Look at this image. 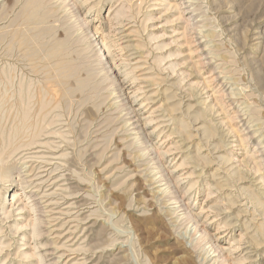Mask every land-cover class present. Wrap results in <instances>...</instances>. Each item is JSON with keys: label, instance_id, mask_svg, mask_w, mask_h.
I'll return each mask as SVG.
<instances>
[{"label": "rangeland", "instance_id": "1", "mask_svg": "<svg viewBox=\"0 0 264 264\" xmlns=\"http://www.w3.org/2000/svg\"><path fill=\"white\" fill-rule=\"evenodd\" d=\"M0 100V264H264V0H0Z\"/></svg>", "mask_w": 264, "mask_h": 264}, {"label": "bare ground", "instance_id": "2", "mask_svg": "<svg viewBox=\"0 0 264 264\" xmlns=\"http://www.w3.org/2000/svg\"><path fill=\"white\" fill-rule=\"evenodd\" d=\"M33 3H35V1H33ZM31 4H32V3H31ZM33 6H34V4H33ZM31 7H32V6H30L29 8H31ZM26 8H27V7H26ZM29 8H28V9H29ZM28 9H26V10H28ZM39 10H41V9H39ZM35 12H36V11H35ZM19 14H20V13H19ZM31 14H32V13H31ZM34 15H35V13H34ZM18 16H19V15H18ZM80 23H81V22H80ZM55 24H57V23H55ZM82 28H83V27H82ZM15 30H16V29H15ZM5 32H7V31H5ZM94 32H95V31H94ZM3 34H4V33H3ZM5 34H6V33H5ZM26 34H27V33H26ZM93 34H94V33H93ZM49 35H50V34H49ZM94 35H95V34H94ZM97 35H98V34H97ZM97 35H95V37H96ZM47 36H48V35H47ZM97 38H99V37H97ZM40 39H41V37H40ZM40 39H39V40H40ZM42 39H43V37H42ZM91 39H92V38H91ZM100 39H101V38H100ZM24 40H25V39H24ZM24 40H23V41H24ZM18 41H19V39H18ZM23 41H21V42H23ZM37 41H38V40H37ZM92 41H93V40H92ZM102 41H103V40H102ZM21 42H19V43H21ZM30 42H31V41L28 40V43H30ZM35 42H36V41H35ZM99 42H101V41H99ZM103 42H104V41H103ZM103 42H102V43H103ZM28 43H27V44H28ZM33 43H34V42H33ZM102 43H101V44H102ZM21 44H22V43H21ZM21 44H20V48L23 47L22 45H24L25 43L22 44V45H21ZM34 44H35V43H34ZM51 44H52V43H51ZM45 45H46V43H45ZM103 45H105V43H103ZM32 46H33V45H32ZM12 47H13V45L11 46V48H12ZM11 48H10L9 50H12ZM18 48H19V47H18ZM13 49H14V48H13ZM50 49H51V48H50ZM48 50H49V49H48ZM102 50L105 51V46H104V48H102ZM25 51H26V50H25ZM27 51H28V50H27ZM28 52H29V51H28ZM32 52H33V51H32ZM32 52H31V55H32ZM34 52H35V51H34ZM37 52H38V51H37ZM41 52H42V51H41ZM38 53H39V52H38ZM38 53H37V54H38ZM45 53H46V52H45ZM198 53H199V52H198ZM23 54H24V53H23ZM37 54H36V56H38ZM69 54H70V53H69ZM24 55H25V54H24ZM31 55H30V56H31ZM107 55H108V54H107ZM107 55H106V53H105V56H107ZM25 56L29 57V55H27V54H26ZM43 56H45V55H43ZM49 56H50V55H49ZM65 56H67V55H65ZM65 56H64V57H65ZM68 56H69V55H68ZM98 56H100V55H98ZM30 58H31V57H30ZM34 58H35V57H34ZM34 58H33V59H34ZM48 58H49V57H47V59H48ZM109 58H110V56H109ZM31 59H32V58H31ZM43 59H44V57H43ZM47 59H45V60H47ZM107 59H108V58H107ZM105 60H106V59H105ZM110 60H111V59H110ZM69 62H70V61H69ZM69 62H68V63H69ZM109 62H111V61H109ZM40 63H41V62H40ZM68 63H67V64H68ZM71 63H72V62H70V64H71ZM106 63H107V60H106ZM56 64H57V63H56ZM56 64H55V65H56ZM67 64H65V67H66ZM107 64H108V63H107ZM55 65H54V66H55ZM58 65L61 66L62 64L60 65V64L58 63ZM110 65H111V64H110ZM54 66H53V67H54ZM44 68H45V67H44ZM49 68H50V66H49ZM55 68H59V67L56 66ZM60 68H61V67H60ZM75 68H76V67H75ZM66 69H67V68H66ZM66 69H65V71H66ZM68 69H72V67H71V68H68ZM114 69H115V68H114ZM41 70L45 71V69H41ZM74 70H75V69H74ZM1 71H2V70H1ZM60 71H61V69H60ZM75 71H76V70H75ZM75 71H74V73H75ZM50 72H51V71H50ZM51 73H52V72H51ZM51 73H50V74H51ZM61 73H62V72H60L59 74H61ZM63 73H64V69H63ZM50 74H49V75H50ZM56 74H57V72H56ZM68 74H69V73H68ZM68 74H67V75H68ZM75 74H76V73H75ZM46 75H48V73H47ZM70 75H71V74H70ZM70 75H69V76H70ZM110 75H111V74H110ZM72 76H73V75H72ZM45 77H46V76H45ZM49 77H51V76H49ZM55 77H56V76H55ZM57 77H58V76H57ZM57 77H56V78H57ZM66 77H68V76H66ZM66 77H65L64 79L67 80ZM115 77H116V76H115ZM61 78H62V77H59V80H60ZM46 80H48V79H46ZM52 80H53V79H52ZM11 81H12V80H11ZM55 81H57V79H55ZM47 82H49V80H48ZM58 84H59V83H58ZM63 84H64V83H63ZM60 85H61V84H60ZM84 85H85V84H84ZM61 86H62V85H61ZM79 86H81V85H79ZM81 87H82V86H81ZM62 89H63V88H62ZM8 90H9V89H8ZM5 92H6V91H5ZM17 92H18V91H17ZM61 92H62V91H61ZM66 92H67V91H66ZM26 93H27V92H26ZM2 94H3V93H2ZM4 94H5V93H4ZM19 94H20V92L18 93V96H17V97H20ZM31 94H32V93H31ZM10 95H11V94H10ZM65 95H66V94H65ZM65 95H64L63 97H65ZM4 96H5V95H4ZM50 96H51V95H50ZM5 97H6V96H5ZM10 97H11V96H10ZM44 97H45V96H44ZM68 97H69V96H68ZM34 98H35V97H34ZM49 98H50V97H49ZM9 99H11V98H9ZM20 99H22V98H19V100H20ZM42 99H43V97H42ZM68 99H69V98H68ZM1 100H2V99H1ZM1 100H0V101H1ZM4 101H5V100H4ZM21 101H22V100H21ZM27 101H29V100L27 99ZM34 101H35V100H34ZM34 101H33V102H34ZM42 101H43V100H42ZM42 101H41V103H42ZM68 101H70V100H68ZM46 102H47V101H45V103H46ZM48 102H50V101H48ZM18 103H19V101H18ZM22 103H23V102H22ZM22 103L20 104L21 106H22ZM43 103H44V102H43ZM0 104H1V103H0ZM34 104H35V103H34ZM48 104H50V103H47V105H48ZM3 105H5V104L3 103ZM18 105H19V104H18ZM18 105H17V106H18ZM27 105H28V104L26 103V106H27ZM35 105H36V104H35ZM40 105H41V104H40ZM1 106H2V105H1ZM21 106H20V107H21ZM41 106H42V105H41ZM43 106H44V105H43ZM43 106H42V107H43ZM49 107L51 108V106H49ZM9 108H10V107H9ZM43 108H45V107H43ZM1 109H2V108H1ZM39 109H40V108H39ZM41 109H42V108H41ZM41 109H40V111H41ZM42 110H43V109H42ZM18 111H19V110H18ZM38 111H39V110H38ZM24 112H25V111H24ZM24 114H25V113H24ZM26 114H28V113L26 112ZM37 114H39V112H38ZM41 114H42V113H41ZM21 115H22V114H21ZM36 116H37V115H36ZM36 116H35V117H36ZM15 117H16V116H15ZM20 117H21V116H20ZM21 118H22V117H21ZM29 118H30V117H29ZM29 118H28V119H29ZM42 118H43V116H42ZM44 118H45V117H44ZM44 118H43V119H44ZM15 119H16V118H15ZM17 119H18V118H17ZM19 119H20V118H19ZM35 119H36V118H35ZM43 119L41 120V123H42V121H44ZM29 120H30V119H29ZM29 120H28V121H29ZM22 121H23V120H22ZM28 121H27V122H28ZM37 122H38V121H37ZM29 123H30V121H29ZM25 124H26V123H25ZM25 124H22V125H25ZM31 124H32V123H31ZM26 125H27V124H26ZM19 126H20V124H19ZM35 126H36V123H35ZM40 126H41V124H40ZM0 127H1V126H0ZM24 127H25V126H24ZM35 128H36V127H35ZM35 128H34V129H35ZM13 129H14V128H13ZM19 129H20V128H19ZM19 129H18V131H19ZM24 129H26V127H25ZM28 129H29V128H28ZM179 129H180V128H179ZM174 130H175V129H174ZM174 130H173V131H174ZM33 131H35V130H33ZM41 131H42V130H41ZM21 132H22V131L20 130V133H21ZM25 132H26V131H25ZM39 132H40V131H39ZM39 132H38V133H39ZM182 132H183V130H182ZM27 133H29V131H28ZM27 133H23V134L26 135ZM14 134H15V133H14ZM23 134H22V135H23ZM209 134H210V132H209ZM16 135H17V134H16ZM16 135L14 136V139H15ZM37 136H38V135H37ZM20 137H21V136H20ZM185 138H186V137H185ZM15 141H16V140H15ZM199 149H200V148H199ZM191 157H192V156H191ZM191 157H189V158L191 159ZM194 159H195V158H194ZM196 159H198V158H196ZM201 163H202V162H201ZM203 164H204V163H203ZM3 165H4V164H2L1 166H3ZM1 166H0V167H1ZM0 169H1V168H0ZM7 169H8V166H5V170H7ZM1 170H2V169H1ZM2 178H3V177H2ZM1 180H2V179H1ZM6 181H7V180H6ZM158 184H159V183H158ZM158 184H157L156 186H158ZM21 186H22V188H24V185H21ZM221 186H222V185H221ZM154 187H155V186H154ZM155 188H156V187H155ZM169 188H170V187H169ZM153 189H154V188H153ZM167 189H168V188H167ZM158 193H159V192H158ZM160 193H161V192H160ZM181 204H182V203H181ZM179 207H180V206H179ZM177 208H178V207H177ZM114 216H115V215H114ZM196 232L199 233L200 230H199V231H196ZM193 233H194V232H193ZM205 237H206V234H205V233H204V234L202 233V234H201V237H200V239H199L198 241H200V242L203 241V240L205 239ZM210 251H211V249H210ZM212 251H213V253H217L216 258H215V259H216L215 262L218 263V260L221 258V254H220V252L218 251V249L215 248V247L212 248ZM209 253H210V252H209ZM219 262H220V261H219ZM218 264H224V262L221 261V262L218 263Z\"/></svg>", "mask_w": 264, "mask_h": 264}]
</instances>
